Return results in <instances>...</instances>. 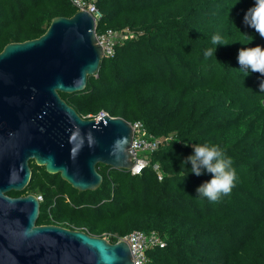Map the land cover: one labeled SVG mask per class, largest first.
I'll use <instances>...</instances> for the list:
<instances>
[{
	"label": "trees",
	"instance_id": "1",
	"mask_svg": "<svg viewBox=\"0 0 264 264\" xmlns=\"http://www.w3.org/2000/svg\"><path fill=\"white\" fill-rule=\"evenodd\" d=\"M253 3L97 0L96 33L124 37L84 90L60 96L84 118L103 111L140 122L157 145L138 152L148 163L136 174L98 164L101 184L87 191L31 160L27 186L9 194L42 195L38 225L109 234L110 242L155 231L162 244L147 248L143 264H264V76L246 75L237 59L242 47L264 46L244 23ZM76 11L73 0H0V51ZM213 35L229 44L205 59ZM201 144L219 146L236 173L231 194L215 203L196 191L212 174L197 176L182 163Z\"/></svg>",
	"mask_w": 264,
	"mask_h": 264
},
{
	"label": "water",
	"instance_id": "2",
	"mask_svg": "<svg viewBox=\"0 0 264 264\" xmlns=\"http://www.w3.org/2000/svg\"><path fill=\"white\" fill-rule=\"evenodd\" d=\"M86 10L54 17L37 38L0 51V264H134L127 241L84 230L38 225L27 186L33 160L80 191L102 181L98 164L130 170L131 122L108 113L80 116L60 96L82 91L103 59Z\"/></svg>",
	"mask_w": 264,
	"mask_h": 264
},
{
	"label": "clouds",
	"instance_id": "3",
	"mask_svg": "<svg viewBox=\"0 0 264 264\" xmlns=\"http://www.w3.org/2000/svg\"><path fill=\"white\" fill-rule=\"evenodd\" d=\"M244 23L254 29L261 38H264V0H254L253 5L245 13ZM253 38L251 37L247 44ZM211 43L215 47L204 51L205 59L215 55L217 45L229 44L224 42L219 35H213ZM237 59L240 69L245 70L246 75L256 72L264 76V46L242 47L238 52ZM259 87L261 92H264V81H261ZM193 149V154L189 155L182 163L187 164L190 161L191 172L197 176L202 174V170L212 174L210 180L197 187V195L205 197L213 203L218 202L222 196L230 195L236 179L232 160L227 158L224 151L217 145H193Z\"/></svg>",
	"mask_w": 264,
	"mask_h": 264
},
{
	"label": "built area",
	"instance_id": "4",
	"mask_svg": "<svg viewBox=\"0 0 264 264\" xmlns=\"http://www.w3.org/2000/svg\"><path fill=\"white\" fill-rule=\"evenodd\" d=\"M96 1L97 0H73V4L77 7V10H86L94 16L95 26L97 18H99ZM96 37L97 42L102 48L103 56L110 57L114 55L115 45L121 38L124 37V34L120 31L107 29L100 32L99 34L96 33ZM105 114L107 113L103 111L99 113V115L101 116ZM132 126L134 129V135L129 152L133 156V165L130 168V171L133 174H136L139 173L140 170L148 163V160L146 158L138 156V152L145 149L152 151L156 147L157 141L148 140L143 137L144 131L140 122H135L132 124ZM154 168L157 169L158 165H154ZM36 198L39 202L43 200L42 195H36ZM104 238L109 241V234H106ZM121 240L127 241L134 264H143L144 262H146L147 248H150L153 245L162 244L159 236L155 231H151L146 234L144 231L134 230L125 237L116 238L114 242H118Z\"/></svg>",
	"mask_w": 264,
	"mask_h": 264
}]
</instances>
